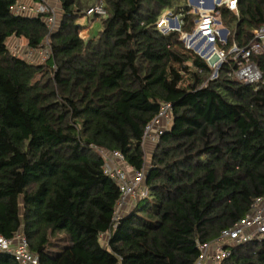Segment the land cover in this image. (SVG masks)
<instances>
[{
  "label": "trees",
  "instance_id": "1",
  "mask_svg": "<svg viewBox=\"0 0 264 264\" xmlns=\"http://www.w3.org/2000/svg\"><path fill=\"white\" fill-rule=\"evenodd\" d=\"M98 1L60 0L50 32L48 13L0 0V236L22 233L41 264H194L199 244L264 197V53L251 56L262 78L244 83L231 52L255 40L264 0L216 8L229 29L218 66L185 44L200 17L188 0H102L106 14L89 16ZM168 13L179 30L159 26ZM86 16L103 19L84 38ZM11 37L32 48L49 38L51 54L30 61ZM166 102L171 121L147 161L144 131ZM96 147L146 169L147 194L120 214ZM226 247L221 264H264V236ZM0 264L20 263L0 248Z\"/></svg>",
  "mask_w": 264,
  "mask_h": 264
},
{
  "label": "built area",
  "instance_id": "2",
  "mask_svg": "<svg viewBox=\"0 0 264 264\" xmlns=\"http://www.w3.org/2000/svg\"><path fill=\"white\" fill-rule=\"evenodd\" d=\"M59 1L60 0H39L34 6H21L17 3L16 6H14V12L18 14L48 13L46 22L51 32L59 23ZM225 2L230 9L234 11L237 10V0H225ZM87 14L89 16L94 14H106L103 1L100 0L89 8ZM204 18L205 19L200 21L199 25L196 26V33L194 31L195 36L193 37L194 40L197 36L201 35L202 32L204 33L202 37L206 36L208 38V36L215 37L213 30L217 34L221 31L219 28H212L214 25L213 22H216L215 19V21L213 20L214 17L212 14L205 13ZM165 24V19L159 22L160 27ZM21 40L24 41H22L21 44V41L16 43V48H13V51H17L14 52L15 54L18 55L21 51H26V55L23 57L33 62L45 61L50 56L51 46L49 38L46 39L41 48L29 47L28 41L25 38H21ZM25 40L27 42L23 43ZM12 43L13 41L11 45ZM13 44L15 45V43ZM196 45L190 43L188 47L195 48L197 47ZM215 52L219 55V60L215 64L218 66L225 59L226 55L223 50H217ZM231 52L234 54V58L238 60L239 65L233 72L235 78L244 83L258 82L262 78V71L259 65L251 60V56L255 53H264V25L255 30V40L249 46L241 48L235 44L231 48ZM171 112V103H163L159 114L145 128L143 136L144 145L146 142L157 143L160 135L171 121ZM95 149L104 160V172L114 179L120 187L122 194L118 204V212L130 201L147 194V188L144 186V179L147 174L145 168L136 170L127 163L124 155L118 150H107L100 147H96ZM262 236H264V197H259L256 199L252 210L234 227L223 230L220 237L214 241L199 244L201 255L194 264H221L223 260L231 254L226 244L238 245L253 238H261ZM0 248L11 252L15 260L20 264H41L38 256L34 255L29 250L27 238L20 232L17 233L13 239L0 236Z\"/></svg>",
  "mask_w": 264,
  "mask_h": 264
},
{
  "label": "rangeland",
  "instance_id": "3",
  "mask_svg": "<svg viewBox=\"0 0 264 264\" xmlns=\"http://www.w3.org/2000/svg\"><path fill=\"white\" fill-rule=\"evenodd\" d=\"M188 3H189V5L191 6V8H192V12L193 13H197V14H199L200 15V17H199V19L196 21V26L197 25H199V22L200 21H202V20H204L205 18V13L206 14H212L213 15V20L215 19L216 20V22H213V29H221V31H219L218 32V34L213 30V32L215 33V37L214 36H208V38H206V40H204L203 41V38L204 37H202L203 36V32H202V34L201 35H199V36H197V38H195V40H193L194 42H193V44L195 45V44H197V43H200L201 41H203V43H202V45H200V47H199V50H196L194 47H192V49L195 51V52H197V53H200V52H202L203 50H205V48L206 47H208V45L211 43V42H213V46L211 47V48H209L208 50H207V52L205 53V55H204V57H206L207 59H208V57H207V55L209 54V53H213V52H215V51H217V50H220L219 48H218V45H217V42L218 41H220V42H222V43H225L226 42V40L224 39V37H223V33H222V31L224 30V28H225V26H223V24H221L220 23V19H221V16H220V13L219 12H217L216 11V8L218 7V6H221V5H225L226 4V2H225V0H219V1H216L215 3H214V5L212 4V3H210V4H205V3H201L199 6L197 5V4H192V2H191V0H188ZM211 6V7H209V9L208 10H206V6ZM215 7V8H214ZM104 16V15H103ZM175 17H177L178 18V20L180 21V19H179V16H171L169 13L167 14V15H165L164 17H163V19H165L166 20V24L165 25H163L161 28H162V30H164V31H168V30H173V29H176L175 27H172L171 26V23H170V19H173V18H175ZM102 19H103V17L101 16V17H97L94 21H90L88 18H87V16L86 17H84V18H82L81 19V22L82 23H84L85 24V26L86 27H89L90 28V30H89V35L90 36H94V35H97L98 34V32H99V30L101 29V26H102ZM214 20V21H215ZM212 32V33H213ZM195 33H196V31H195ZM195 33L193 32L192 34H185V33H183L182 34V37H183V39H184V41H185V44L187 45V46H190V43H191V39L195 36ZM80 35L82 36V37H84V38H86V37H88V35H86V32H85V30H81L80 31ZM191 35V36H190ZM13 38H18V37H11L10 39H9V41H8V43H10V48H11V50L13 51V48H16V44L14 45L13 43H12V45H11V42H12V39ZM213 39V40H212ZM19 40V39H18ZM216 40H217V42H216ZM22 42H20V44H21ZM197 46V45H196ZM18 47H19V45H18ZM215 50V51H214ZM13 52H17V51H13ZM18 55H20V56H25L26 55V51H21ZM148 143H151L152 145H150V146H147V144ZM153 146H155V143H153V142H146L145 143V145H144V147H145V152H146V158H147V161H149L150 160V157H151V154H152V151H153V149H154V147ZM131 202V201H130ZM125 208V207H124ZM123 208V209H124ZM118 214H120V212H118Z\"/></svg>",
  "mask_w": 264,
  "mask_h": 264
},
{
  "label": "water",
  "instance_id": "4",
  "mask_svg": "<svg viewBox=\"0 0 264 264\" xmlns=\"http://www.w3.org/2000/svg\"><path fill=\"white\" fill-rule=\"evenodd\" d=\"M191 2H192V4H196L198 1H197V0H191ZM206 7H211V6L208 5V6H206ZM214 8H215V7H214ZM170 23H171V26H172V27H175L177 30L180 29V21L178 20L177 17H175V18H173V19H170ZM222 33H223V37H224V39H227V36H228V34H229V29H228V28H224V30L222 31ZM206 38H207V37L205 36L204 39H203V41L206 40ZM193 40H194V38L192 39L191 43H193ZM203 41H201V42L197 45V47L195 48L196 50L199 49V47H200L199 45H201V44L203 43ZM212 46H213V42H211V43L208 45V47L205 48V50H203L202 52H200V55H201V56H204L205 53L207 52V50H208L209 48H211ZM207 57H208V61H209V63H210L211 66H215L216 62L219 60V55H218L217 52L209 53V54L207 55Z\"/></svg>",
  "mask_w": 264,
  "mask_h": 264
},
{
  "label": "crops",
  "instance_id": "5",
  "mask_svg": "<svg viewBox=\"0 0 264 264\" xmlns=\"http://www.w3.org/2000/svg\"><path fill=\"white\" fill-rule=\"evenodd\" d=\"M38 1L37 0H18V4L19 5H21V6H34V4H36ZM83 30H85V32H86V35H88V36H90L89 35V30H90V28L89 27H86L85 26V28L83 29ZM19 39V40H18ZM12 41H13V43H19L20 41L22 42V41H24V40H21V38H13L12 39ZM27 41L25 40V42H23V43H26ZM150 145H152L151 143H148L147 144V146H150ZM154 147V146H153ZM152 153H153V151H152ZM151 158V157H150ZM150 161V160H149Z\"/></svg>",
  "mask_w": 264,
  "mask_h": 264
},
{
  "label": "bare ground",
  "instance_id": "6",
  "mask_svg": "<svg viewBox=\"0 0 264 264\" xmlns=\"http://www.w3.org/2000/svg\"><path fill=\"white\" fill-rule=\"evenodd\" d=\"M198 44V43H197ZM196 45V44H195ZM200 46V45H199Z\"/></svg>",
  "mask_w": 264,
  "mask_h": 264
}]
</instances>
